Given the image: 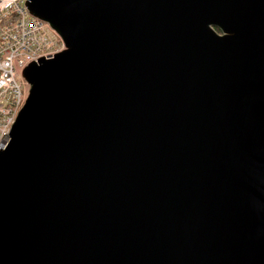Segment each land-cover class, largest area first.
Instances as JSON below:
<instances>
[{"label": "water", "instance_id": "water-1", "mask_svg": "<svg viewBox=\"0 0 264 264\" xmlns=\"http://www.w3.org/2000/svg\"><path fill=\"white\" fill-rule=\"evenodd\" d=\"M64 50L0 151V264H264V0H28Z\"/></svg>", "mask_w": 264, "mask_h": 264}, {"label": "built area", "instance_id": "built-area-1", "mask_svg": "<svg viewBox=\"0 0 264 264\" xmlns=\"http://www.w3.org/2000/svg\"><path fill=\"white\" fill-rule=\"evenodd\" d=\"M27 1L0 0V151L10 143L9 135L29 95L23 71L65 48L48 23L29 13Z\"/></svg>", "mask_w": 264, "mask_h": 264}]
</instances>
